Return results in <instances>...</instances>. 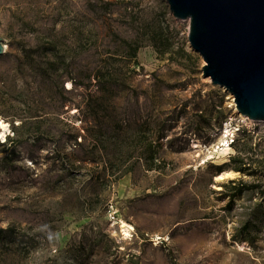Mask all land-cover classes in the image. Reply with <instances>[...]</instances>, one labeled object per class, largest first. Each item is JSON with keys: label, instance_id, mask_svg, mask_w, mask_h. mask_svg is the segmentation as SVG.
I'll return each mask as SVG.
<instances>
[{"label": "rangeland", "instance_id": "374dc122", "mask_svg": "<svg viewBox=\"0 0 264 264\" xmlns=\"http://www.w3.org/2000/svg\"><path fill=\"white\" fill-rule=\"evenodd\" d=\"M188 27L165 0H0V264H264V123Z\"/></svg>", "mask_w": 264, "mask_h": 264}, {"label": "water", "instance_id": "95a60500", "mask_svg": "<svg viewBox=\"0 0 264 264\" xmlns=\"http://www.w3.org/2000/svg\"><path fill=\"white\" fill-rule=\"evenodd\" d=\"M165 1L175 20L189 23L203 78L233 97L237 115L264 123V0Z\"/></svg>", "mask_w": 264, "mask_h": 264}, {"label": "bare ground", "instance_id": "6f19581e", "mask_svg": "<svg viewBox=\"0 0 264 264\" xmlns=\"http://www.w3.org/2000/svg\"><path fill=\"white\" fill-rule=\"evenodd\" d=\"M235 116H239L242 121H245V117H243L241 115H237V113H235ZM227 126H228V124H225V126H224V134L227 132V129H228ZM6 132H7V126L2 124V123H0V138H4ZM195 144L197 146V143H195ZM227 150L228 149L226 148V149L222 150L221 153H225ZM235 175H236V173L234 171H227V172H224V173H221V174L217 175L215 177V181L216 182L226 181L227 179H229L230 177H234ZM119 225H120L121 233L124 236V238L129 237V235H130L129 233L132 230L131 226L125 224L122 221L119 222Z\"/></svg>", "mask_w": 264, "mask_h": 264}, {"label": "trees", "instance_id": "16d2710c", "mask_svg": "<svg viewBox=\"0 0 264 264\" xmlns=\"http://www.w3.org/2000/svg\"><path fill=\"white\" fill-rule=\"evenodd\" d=\"M148 160H149L148 170H158V169H161L162 168L160 166V164H155V157L153 155L150 156L148 158ZM232 160H234V158H232ZM244 164H245L244 161L241 160V161H239V166L228 167V170L239 171L241 173H244L246 171V169L242 167V166H244ZM226 166L227 165L225 164V165L220 166L219 168H217L218 169V173H221L223 171L222 169L224 167L226 168ZM119 178H120V176H119ZM257 188L258 187H255V189H257ZM248 189H249L248 187L247 188L240 189L239 192L236 195H234L233 197L241 195L243 191L248 190Z\"/></svg>", "mask_w": 264, "mask_h": 264}]
</instances>
